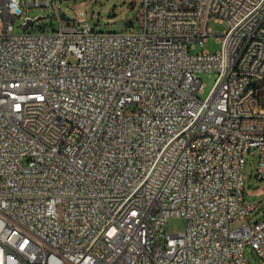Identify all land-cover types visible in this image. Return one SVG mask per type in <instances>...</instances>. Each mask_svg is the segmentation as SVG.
I'll use <instances>...</instances> for the list:
<instances>
[{
  "label": "built area",
  "instance_id": "obj_1",
  "mask_svg": "<svg viewBox=\"0 0 264 264\" xmlns=\"http://www.w3.org/2000/svg\"><path fill=\"white\" fill-rule=\"evenodd\" d=\"M57 1L0 0V264L264 262L244 175L252 152L264 180V0H141L139 31ZM20 3L57 28L30 31Z\"/></svg>",
  "mask_w": 264,
  "mask_h": 264
},
{
  "label": "rangeland",
  "instance_id": "obj_2",
  "mask_svg": "<svg viewBox=\"0 0 264 264\" xmlns=\"http://www.w3.org/2000/svg\"><path fill=\"white\" fill-rule=\"evenodd\" d=\"M85 1L84 5H79L78 2ZM57 4L61 11L66 15L73 17L74 8L83 9L87 20L93 29L97 31H119L132 28L135 31L140 30V8L141 0H58ZM78 4V5H77ZM23 16L42 15L35 21L30 31H51L56 29L58 22L54 16V11L49 9H42L40 7H33L20 3ZM23 16H15L13 21V31L15 33L22 32ZM208 26L213 31L222 33L226 29V24L210 19ZM220 48L218 38L215 35L210 36L201 46L196 43L194 48H191L190 53H196L202 49L209 52H216ZM202 87L197 93V96L203 100L210 93L214 81V72L200 73ZM256 156L251 154L246 159L244 168L245 175V198L250 201H258V208L250 214L251 220H256L264 215V195L261 193L264 187V180L256 178ZM185 228V221L181 217L171 216L167 219L165 230L169 233L181 232ZM245 254L250 264H264L262 259L252 250L251 247H246Z\"/></svg>",
  "mask_w": 264,
  "mask_h": 264
},
{
  "label": "bare ground",
  "instance_id": "obj_3",
  "mask_svg": "<svg viewBox=\"0 0 264 264\" xmlns=\"http://www.w3.org/2000/svg\"><path fill=\"white\" fill-rule=\"evenodd\" d=\"M260 62H264V52L260 53ZM245 93H252V85H244Z\"/></svg>",
  "mask_w": 264,
  "mask_h": 264
},
{
  "label": "water",
  "instance_id": "obj_4",
  "mask_svg": "<svg viewBox=\"0 0 264 264\" xmlns=\"http://www.w3.org/2000/svg\"><path fill=\"white\" fill-rule=\"evenodd\" d=\"M60 14H61V16H62L64 19H66V20H69V19H71V17H70V16H68V15H66L64 11H62ZM40 17H41V16H40ZM32 23H33V21H32V20H28L27 24H26V25H24L22 29H23V30H26V29H27V27H28L29 25H31Z\"/></svg>",
  "mask_w": 264,
  "mask_h": 264
}]
</instances>
